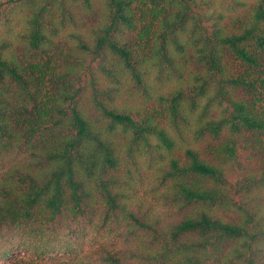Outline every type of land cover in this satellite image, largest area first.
Segmentation results:
<instances>
[{"label":"trees","instance_id":"trees-1","mask_svg":"<svg viewBox=\"0 0 264 264\" xmlns=\"http://www.w3.org/2000/svg\"><path fill=\"white\" fill-rule=\"evenodd\" d=\"M0 264H264V0H0Z\"/></svg>","mask_w":264,"mask_h":264}]
</instances>
